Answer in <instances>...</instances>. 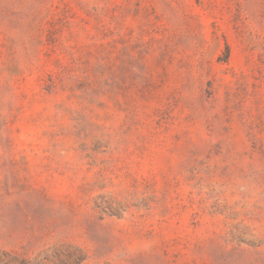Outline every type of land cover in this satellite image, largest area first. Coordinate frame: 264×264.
Wrapping results in <instances>:
<instances>
[{
	"label": "rangeland",
	"instance_id": "rangeland-1",
	"mask_svg": "<svg viewBox=\"0 0 264 264\" xmlns=\"http://www.w3.org/2000/svg\"><path fill=\"white\" fill-rule=\"evenodd\" d=\"M0 264H264V0H0Z\"/></svg>",
	"mask_w": 264,
	"mask_h": 264
}]
</instances>
